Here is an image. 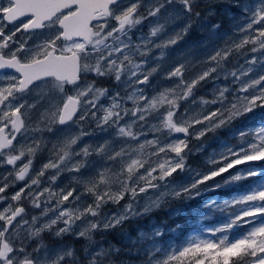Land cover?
<instances>
[{
  "label": "snow or ice",
  "instance_id": "6c2138e0",
  "mask_svg": "<svg viewBox=\"0 0 264 264\" xmlns=\"http://www.w3.org/2000/svg\"><path fill=\"white\" fill-rule=\"evenodd\" d=\"M149 17L145 34L140 26ZM215 17L231 21L222 44L225 31ZM194 26L204 39L165 70L169 50ZM193 47L204 50L203 58ZM3 70L11 73L0 74V264H264V165L229 171L264 161V0H135L127 7L121 0H0ZM207 83L211 98L194 99ZM31 95L39 99L30 103ZM44 100L47 107L33 121L31 112ZM189 101L199 111L184 107ZM225 128L236 143L214 150L206 168L192 167L189 153L204 145L193 151L188 137L200 140ZM97 133L106 138L84 142ZM178 172H190L192 182L149 197ZM249 177L257 179L245 192L201 205L231 209L221 224L205 229L213 238L161 246L175 229L154 228L137 239L123 232L122 243L107 239L164 197L195 199ZM140 194L149 202L137 210ZM126 198L117 211H104ZM25 202L39 214L28 219ZM235 230L242 231L232 239ZM46 233L72 243L61 242L49 259Z\"/></svg>",
  "mask_w": 264,
  "mask_h": 264
},
{
  "label": "rangeland",
  "instance_id": "374dc122",
  "mask_svg": "<svg viewBox=\"0 0 264 264\" xmlns=\"http://www.w3.org/2000/svg\"><path fill=\"white\" fill-rule=\"evenodd\" d=\"M133 2H135V0H121V6L122 7H127L129 4H131ZM149 2H150V0H143V4H145V5L147 3H149ZM141 10L143 11V6L141 7ZM152 21H153V18L149 17L148 20H146L144 22V24L142 26H140V31H142V32H144L146 34L148 32V30H149V25H150V23ZM212 22L221 23L223 25V30L225 32H224L223 35L219 36L218 41H217V42L220 41V43L222 44L224 35L231 34V21L227 17H215V18H213ZM204 23L207 24L209 22L208 21H204ZM181 24H182V22H177V24L169 26L168 31L171 32L175 28L179 27ZM166 34L167 33H165V35ZM204 35H205L204 33L198 31L197 28L194 26L193 30L189 33L188 36H186L184 38V40L180 41L178 43V45L173 46V48L169 50V61L165 63V70L171 65V63L175 62V57H176V55L179 52L187 49L190 46H193L194 44H197V43L201 42L204 39ZM203 51H204L203 49L194 48V47L192 48L193 55H196V56H198L200 58H203V56L205 55V53ZM156 54H158V51H157ZM233 59H235V57ZM240 63H243V60H241ZM229 66L231 67V63H230ZM156 80H160V77H156L155 80H154V83L156 82ZM101 81H102V83L108 84L107 82H105V80H101ZM220 82L223 83V81H220ZM160 83L162 85L167 86V85H170L171 82L161 80ZM211 90H212V84L211 83L202 84L200 91L199 90L196 91L194 99H198L199 97H202V96L206 97V98H211V95H212ZM38 99H39V97L37 95H31V96L28 97V100H29L30 103L35 101V100H38ZM46 107H47V101L46 100L41 101L37 105V108L34 109L31 112L32 120L33 121L37 120L39 118V116H40V113ZM184 107H190V110L199 111V106L198 105H192L191 101H189L187 104H185ZM181 111H183V108H181ZM197 127H199V126H197ZM233 127H235V125ZM59 131H60V129L58 128L55 134L59 135ZM45 136H47L49 139H54V135L53 134L45 133ZM225 136H228V138H230L232 140V138H231L232 131H231L230 128L220 129L215 134L208 133L205 137L201 138L200 140H196L195 138L188 137L189 148L192 149L193 151L197 147H199L201 144L204 145V148H203L202 151H200L198 153L194 151L193 155H196L197 159H196L195 165L192 166V167H194V168H206L205 162L207 161L208 157L213 153L214 150H219L225 142H227V143H236V141L234 139L232 141H230L229 139H226ZM104 138H106L104 133H97L95 137H85L84 138V142L85 143H88V142L95 143V142H97L95 140H102ZM149 138H152V137L149 136ZM47 157H48V152L47 151L41 153L38 156L37 162H36V168L37 169H39L41 163L46 161ZM255 162H258V161H248L245 164L236 165L233 169H230L229 171L234 173V172L238 171L239 169L245 168L247 165H264V161H260L259 163H255ZM209 167H210V165H209ZM1 171H4V170L1 169ZM227 175H229V173H223L222 174V176H227ZM192 179H193L192 178V174L190 172H178L177 174H175L174 179L171 180L170 185L165 186V187H161L159 191L150 192L149 193V197H151L152 199H155L156 196H159V192L160 191H170V190H172L174 188H178L181 185L191 183ZM214 180L218 181V180H220V177H216V178H214ZM68 181H69V177L66 174L64 179H63V181H62V183H61V186H63L64 184L68 183ZM206 183H207V185H212L214 183V181H208ZM235 185H236V182L232 183L231 185H227V186H225L223 188H217V189H219V190L220 189H230L231 187H233ZM237 186H239V184H237ZM217 189H215V190H217ZM238 189H239V187H238ZM241 193H243V192H241ZM241 193L237 192V193H232L229 196H226V195H224V194H222V193H220L218 191L209 190V191L203 192L200 196H197L196 198H200V197L204 196V198L202 199V201L204 203L207 202V201H211L213 199H218L220 201V203H223L224 199L230 198V197H232L235 194H241ZM149 197H145V194H140V197L135 202L137 210L142 208L145 203L149 202ZM168 198H170V197H164L163 200L161 201V204L164 203ZM127 202H128V200L126 198L124 200V203H122L120 205V207H118L117 205L109 204V205H107L105 207L104 211L108 212V213H113V212L117 211L118 208H122L123 205L126 204ZM200 202H201L200 200H196L195 204H200ZM182 203H184V199H182ZM204 203H202L201 205H203ZM183 205L184 204H182V206ZM201 205H200V207H201ZM25 206L31 210L30 216L39 214L40 210L39 209H32L30 207V205L27 204V202H25ZM156 209L157 208H154L153 210H156ZM179 211H181V209L179 210L178 207H173L172 218H176L178 216V214H176V213H179ZM230 211H231V209H229L228 211H226L224 213H221V212L218 211L220 214L215 215L213 213L214 210L210 211L207 208H202L201 212L205 216V219H203L202 222L203 223L207 222L202 228L204 233L203 234L194 233L191 236L192 237L202 236V237H205V238H213V237L206 236L205 229L213 227V226H216L218 224H221L224 221L225 217H227L228 212H230ZM149 213H147V214H149ZM147 214H142L141 216H144V215H147ZM139 217L140 216L135 217L133 219H137ZM28 219H30V218H28ZM154 228H163V227L161 225L157 224V223H151L147 227V229H143V228L135 226V227H133V231L131 233H127V234H128L129 237H132V239H137L139 237V233L141 231L150 234L151 231ZM241 231L242 230H235V231H233V233L234 234H239ZM108 233H106V235ZM47 234H49L55 240H52V239L48 238ZM219 235L220 234H218V236ZM96 236H97V238H95V239H99L100 238L99 234H96ZM236 237L237 236L232 237V239H235ZM66 238L67 237L64 238V241H58V238L53 237L51 235V233H46V235L44 234V236H43L44 242H45V244H48V248L50 250L49 251V259L52 258L56 254V252L59 250V246L60 245H58L57 247H52V246L56 245L57 243L65 242ZM122 241H123V238H122ZM67 242L68 243H72V237ZM79 243H80V241L78 242V244ZM81 243H83V242H81ZM145 243H151V241H145ZM160 244H161V246H169L170 245L169 243H164V241H161ZM179 245H182V244L174 243L171 246H179Z\"/></svg>",
  "mask_w": 264,
  "mask_h": 264
},
{
  "label": "trees",
  "instance_id": "16d2710c",
  "mask_svg": "<svg viewBox=\"0 0 264 264\" xmlns=\"http://www.w3.org/2000/svg\"><path fill=\"white\" fill-rule=\"evenodd\" d=\"M100 82H102V81L100 80ZM100 84H103V83H100ZM200 89H201V86L197 90L200 91ZM225 137H226V139H229L230 141L233 140V139L231 140L230 138H228V136H225ZM188 162L191 164V166H194L195 162H196V155L188 156ZM253 180H254V178H248L247 180H241L238 182L239 186H237V184H236L233 187V190H238V191L243 190V189L249 187L252 184ZM238 187H239V189H238ZM214 191H218V192H220L226 196H229V195H231V193H233V191L231 192L228 189H220V190L217 189ZM203 198L204 197L200 198V200H202ZM196 200L197 199H192L189 202L182 203V199H178V202L175 203V205H176V207L180 208V207H182V204H184L185 212H186V214L184 216H177L176 218L170 219L173 214L171 213V211H165L164 210L167 206V202H166L162 206L163 212L160 211V212H157L156 214H154V216L142 217V218H139L137 220L140 223V227H142V226L145 227L146 224L148 223V221L151 220L153 217H155L156 220L158 222H161L163 226L171 228V229H175L174 232H170V233H172L174 235V242L179 244L182 241H184V239H186L185 236L189 232H193L195 230L196 226L201 225V224H191L190 221L186 220V217L191 215V213L195 210V208H196V211H197V208L199 209L200 215L202 214L201 209L203 207H200L201 204H195ZM193 218L195 219V216ZM136 223H137L136 221H132L131 219L124 222V224L120 228L112 230V233L107 235V237H109V241H111L112 243H122L120 241H121V238L123 237V232L130 233L131 229H132V225H135ZM96 237H97L96 234H94V239ZM170 241H171V239H170ZM78 242L79 241H74V243H76V244H78Z\"/></svg>",
  "mask_w": 264,
  "mask_h": 264
},
{
  "label": "flooded vegetation",
  "instance_id": "af4514ba",
  "mask_svg": "<svg viewBox=\"0 0 264 264\" xmlns=\"http://www.w3.org/2000/svg\"><path fill=\"white\" fill-rule=\"evenodd\" d=\"M11 73V70H3V73H0V74H10ZM0 171H1V169H0ZM28 217L27 218H31V216H30V213H31V210L28 208ZM55 240V239H54ZM58 246V244H56V245H54V246H52V247H57Z\"/></svg>",
  "mask_w": 264,
  "mask_h": 264
},
{
  "label": "clouds",
  "instance_id": "9594fccd",
  "mask_svg": "<svg viewBox=\"0 0 264 264\" xmlns=\"http://www.w3.org/2000/svg\"><path fill=\"white\" fill-rule=\"evenodd\" d=\"M85 264H86V262H85Z\"/></svg>",
  "mask_w": 264,
  "mask_h": 264
}]
</instances>
